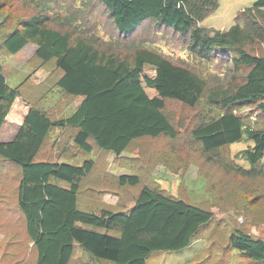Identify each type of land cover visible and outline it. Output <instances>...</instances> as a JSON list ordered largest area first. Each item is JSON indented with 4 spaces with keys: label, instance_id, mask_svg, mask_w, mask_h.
<instances>
[{
    "label": "trees",
    "instance_id": "obj_1",
    "mask_svg": "<svg viewBox=\"0 0 264 264\" xmlns=\"http://www.w3.org/2000/svg\"><path fill=\"white\" fill-rule=\"evenodd\" d=\"M99 1L118 32L114 41L76 26L71 18L67 26L59 17V27L51 26L56 20L45 13L48 5L37 0H30L35 13L22 20H17L15 10L1 16L0 30L9 18L14 27L0 41V50L15 55L35 44L36 57L42 61L37 70L55 59L60 72L47 99L31 103L15 138L0 142V235L6 233L10 220L16 223L22 218L36 264H69L75 242L105 264H148L154 252L181 251L201 237L214 218L211 210L151 187L141 172L122 173L114 190L107 189L109 166L102 169L90 154L96 148L121 158L138 140H176L179 129L166 112L167 100L195 108L205 99L210 112L192 128L190 140L207 160L221 165L225 148L245 139L253 141L242 152L251 169L237 170L244 177H264L259 168L264 128L256 127L264 116V54L256 51L264 45V0L242 9L229 29L202 24L219 8V0ZM147 22L178 33L188 58L179 63L149 47L145 39L128 41ZM218 58L232 64V71L241 77L239 83L209 86L191 67V62ZM147 66L154 75L142 77ZM145 86L157 93L150 96ZM22 87H11L0 70V132L23 94ZM68 103L73 106L70 112L58 114ZM250 106L259 113L248 120L249 115L242 117L239 112ZM58 129L68 131L64 139L71 141L68 149L66 145L61 151L59 145L54 149L51 138ZM99 167L102 179L95 175ZM106 194L118 197L120 203H105ZM213 235L208 247L187 264H221L222 244ZM225 248L264 264L263 237L237 228Z\"/></svg>",
    "mask_w": 264,
    "mask_h": 264
},
{
    "label": "rangeland",
    "instance_id": "obj_2",
    "mask_svg": "<svg viewBox=\"0 0 264 264\" xmlns=\"http://www.w3.org/2000/svg\"><path fill=\"white\" fill-rule=\"evenodd\" d=\"M37 1L48 5L45 13H49L55 20L58 17L60 20L64 18V26H67V19L71 18L74 19L73 24L83 27L87 31H93L105 41H114L113 39L118 38V32L99 0ZM256 1L219 0V8L202 24L217 29H229L237 22L236 17L240 11L253 6ZM12 10H15L17 20H22L26 16L33 15L36 7H34V3H30V0H0V24H3L1 16L8 12L10 14ZM7 21L9 24L0 30V41L14 27L11 24L12 18ZM58 23L57 20L51 22V26L58 28ZM68 28L66 27V30ZM142 39H145L143 41L149 47L159 49L179 63L183 61L182 59L188 58L183 38L170 29L160 28L155 23L147 22L134 35V38L128 41L139 42ZM36 49L37 46L30 43L15 55H6L4 50H0V70L9 81V85L13 88L16 86L24 88L21 89L23 94L14 103L0 132V141L15 138L31 103H43L60 74L55 59L45 63L40 70H37L39 62L42 61L36 57ZM256 51L257 54H264V45L258 46ZM221 61L218 58L210 63L191 62V67L208 81L209 86L224 84L223 86L231 87L239 83L241 77L232 71V64ZM147 75H154V70L150 66L146 67L142 77ZM32 88L34 90H31ZM145 89L150 96L157 93L153 87L145 86ZM39 97L41 100L38 99ZM204 100L202 99L195 108L185 106L175 100H167L166 112L179 129V137L176 140L170 141L164 138L138 140L122 154L121 158L112 152L106 154L96 148L94 152L90 153L102 169L104 166H109L107 168L112 174L106 179L107 189L114 190L117 186L115 179L118 175L141 172L151 187L161 188L166 194L199 205L214 213L212 222L203 228L201 237L191 246L181 251L154 252L149 257L148 264H187L194 259L197 253L203 252L208 247V241L213 233L215 241H218L217 244H222L223 249L221 248L219 253L224 254V257L221 259V264H254L244 254L229 248L226 249L227 238L237 228H241L253 236L264 238V177H244L237 170L239 168L251 169V163L242 152L251 148L253 141L245 139L225 148L222 151V163L224 164L221 165L215 161L207 160L201 152L200 146L190 140L192 128L201 120L202 116L210 112L205 106ZM77 104L76 102L74 105L77 106ZM70 105L72 104L68 103L64 110L58 114L70 112L73 107L69 108ZM257 113H259L258 110L253 106L243 108L239 112L242 117L249 115L248 120L251 115H257ZM256 127L264 128V116L259 117ZM67 135L68 131L62 129H58V132L52 135L51 143H55L54 149L58 145L60 151L65 145L66 148L68 147L67 145L71 141L69 139L68 142H65L64 139ZM70 146L74 153L72 144ZM54 149L51 154L55 152ZM83 158L79 157L77 161L80 162ZM0 161L2 160L0 159ZM100 167L95 175L102 179L103 171ZM259 168L264 171V158L261 160ZM3 170L6 171L7 168L3 167ZM9 170L15 173L13 168H9ZM142 187L140 184L135 187V190L139 192ZM129 194L131 199L133 192ZM104 201L108 204H115L117 201L120 203L118 197L111 194H106ZM14 215L16 219L19 216L17 213ZM8 223L7 226L10 227L7 228L4 235H0V261L13 264L22 259L23 261L18 264H36V252L24 231L22 218L16 223H13L12 220ZM15 245L19 246L14 248ZM5 246L8 249H5ZM69 264L105 263L97 261L90 252L75 242L74 253Z\"/></svg>",
    "mask_w": 264,
    "mask_h": 264
},
{
    "label": "crops",
    "instance_id": "obj_3",
    "mask_svg": "<svg viewBox=\"0 0 264 264\" xmlns=\"http://www.w3.org/2000/svg\"><path fill=\"white\" fill-rule=\"evenodd\" d=\"M24 49H25V48H24ZM24 49H23V50H24ZM19 53H20V52H19ZM19 53H18V54H19ZM18 130H19V129H18ZM16 133H17V132H16ZM3 141H4V140H2V141H0V142H3ZM8 141H11V140H8ZM4 142H7V141H4ZM32 246H33V243H32ZM0 263H1V261H0Z\"/></svg>",
    "mask_w": 264,
    "mask_h": 264
}]
</instances>
